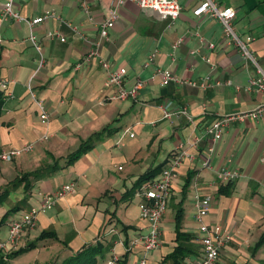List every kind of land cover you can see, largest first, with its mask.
I'll return each mask as SVG.
<instances>
[{"label": "crops", "instance_id": "0c3cea01", "mask_svg": "<svg viewBox=\"0 0 264 264\" xmlns=\"http://www.w3.org/2000/svg\"><path fill=\"white\" fill-rule=\"evenodd\" d=\"M110 1L86 0L87 10L83 11L78 0H13L14 7L25 16L41 14L45 9L56 13L57 17H46L31 27L39 50L30 43V28L24 21H0V79L5 81L0 90V147L33 141L30 151L0 160V189L8 188L0 202V216L13 205L21 210L8 217L15 210L10 211L2 223L37 205L43 193L73 182L71 191L37 214L32 228L52 231L54 237L37 239L36 247L54 244L55 251L61 253L55 263L60 264L96 240L99 250L93 264H114L107 262L111 257H116L115 264H136L144 253L138 237L147 231L148 224L138 215L140 197L135 189L158 174L179 143L195 139V147L189 149L193 157L183 158L170 178V191L158 222L159 242L145 253L147 262L171 264L165 255L176 244L178 209L179 227L190 234L187 245L191 250L177 264H193L200 257L202 245L193 204L197 193L210 196L203 220L219 223L230 233L214 264H264V243L253 248L264 230V112L256 118L228 122L210 153L205 149L208 138L204 134L214 117L251 109L264 101V93L246 87L248 76L254 73L252 65L224 36L215 17L192 14L198 0H177L180 11L171 20L125 1L117 7L116 19L98 51L109 68L125 67L124 87H130L137 78L141 85L134 97L112 98L114 88L106 83V70L96 57L73 67L93 46L87 39L96 35ZM214 1L234 7L235 31L248 40L264 67V0ZM63 20L74 24L87 39ZM46 30L56 31L63 40L47 37ZM177 38L179 43L171 48L170 43ZM150 52H154L153 61L143 65ZM164 67L194 84L161 83L156 69ZM215 80L220 83L214 84ZM200 81L212 84L201 87ZM37 98L48 116L45 123L38 117ZM182 106L191 119L175 113L162 116L163 110ZM106 124L110 129L102 130ZM125 127L132 131L131 136L122 133ZM99 130L101 136L71 163L52 166L53 159L61 164L64 155ZM43 131L46 138H40ZM205 157L208 165L203 166ZM157 164L160 168L153 176L136 185L131 195H124L140 173ZM221 166L236 169L238 175L220 181L216 170ZM39 168L38 174H28L8 185L13 178ZM188 171L192 175L184 187ZM227 182L228 192H218V186ZM131 199L136 205L128 204ZM32 228L22 231L5 253L31 241Z\"/></svg>", "mask_w": 264, "mask_h": 264}, {"label": "built area", "instance_id": "2783aa9c", "mask_svg": "<svg viewBox=\"0 0 264 264\" xmlns=\"http://www.w3.org/2000/svg\"><path fill=\"white\" fill-rule=\"evenodd\" d=\"M125 1L135 3L140 8H148L155 11L160 17L174 19L179 11L180 5L177 0H111L106 14L98 24L96 35L87 39L84 35L79 33L77 27L63 20L73 32L77 33L80 37L87 39L93 44L89 50L82 55L77 62L73 65L77 68L81 63L88 61L91 57H96L100 65L106 70V83L113 86L114 90L110 97L123 99L126 97H134L140 88V79H135L134 83L130 87H124L122 79L125 74V67L118 66L116 68H109L108 62L99 56L98 47L107 38V32L110 26L114 23L117 12L116 9L119 5ZM79 5L83 11L87 10L86 0H78ZM192 14L200 15L206 13L209 16L215 17L220 25L224 36L237 48L240 56L245 62L252 65L254 73L247 78L246 87L254 88L264 93V67L258 62L256 55L250 49L248 40L242 38L233 26V17L235 9L231 5H218L214 0H198L197 4L191 9ZM46 17H57L51 9H45L43 13L34 16H25L21 14L13 5V0H3L0 6V21L4 20H17L24 21L30 28L28 32V39L36 50H39V44L36 40L35 34L31 31V27L41 22ZM58 19H60L58 17ZM45 35L47 37H57L59 40H63V37L53 30H46ZM180 41V38L175 39L170 43V47H175ZM1 42V37H0ZM208 46H212V43H208ZM154 52H150L143 62V65H147L153 61ZM42 59L40 58V61ZM156 73L160 77V82L164 83L168 80L173 82H185L194 84L191 79L182 78L172 73L167 68H157ZM229 81L225 80V83ZM214 84H219L220 81L215 80ZM210 81H200L199 85L204 87L210 85ZM5 81L0 79V90H3ZM30 95L34 94L30 90ZM35 103L38 107V117L42 123L47 121V113L44 109L41 99H35ZM264 112V101L257 103L251 109L234 111L223 113L214 117L204 129V134L208 138V144L206 145V152L210 153L213 150L214 142L220 137L223 127L230 121L236 119H243L246 117L256 118ZM171 113L184 114L187 119H191V116L182 106L173 111L163 110L162 116H170ZM47 132L43 131L40 138H46ZM122 133H128L131 136L133 133L128 127L122 129ZM117 140L116 142H119ZM33 141L25 142L16 147L3 148L0 147V160H11L12 157L18 153L24 151H30ZM196 145L195 139H190L186 143H179L175 149L168 156L167 162L161 167L158 174L155 177L150 178L144 183L140 184L135 189V194L140 197L138 201V215L145 219L148 224V229L145 233L140 234L138 239L143 248V255L138 258L136 264H149L145 258V253L158 245L159 226L158 222L160 216L165 207L166 198L170 191V178L173 175L177 165L183 158H192L193 154L189 151L190 148H194ZM201 164L203 166L208 165V158L205 157ZM238 175L236 169H230L226 166H221L216 170V176L220 181H230ZM73 182H67L61 184L56 189L43 193L41 200L37 205L29 207L27 210L22 211L17 217L8 219L6 222V235L0 237V254L5 255V251L16 244L17 239L22 231L30 229L34 223L36 215L40 211H44L50 208L57 199L62 197L67 192L71 191ZM209 194H197L194 195V219L197 224V229L200 231L199 241L202 245L201 255L193 264H214L218 257L221 247L230 239V233L224 229L219 223H207L203 220V216L206 213L209 205ZM116 257H111L107 260L111 263Z\"/></svg>", "mask_w": 264, "mask_h": 264}, {"label": "trees", "instance_id": "16d2710c", "mask_svg": "<svg viewBox=\"0 0 264 264\" xmlns=\"http://www.w3.org/2000/svg\"><path fill=\"white\" fill-rule=\"evenodd\" d=\"M2 102V94L0 91V105ZM105 129H110V126L106 124L102 130ZM102 130H99L97 132H94L92 135L88 136L86 139L82 140L79 145L72 150L71 152L67 153L62 157V163L58 164L56 159H53V164L52 166L54 167H63L69 163H71L74 159H76L83 151H85L87 148H89L92 144L93 141L101 136ZM53 167V168H54ZM160 168V164H157L153 167L148 168L147 170L143 171L140 173L137 178L134 180L132 183L131 187L126 189L124 192V195H131L132 189L140 184L142 181L145 179L150 178L153 176ZM41 171V168L30 171V172H25L21 174L18 177L13 178L8 182V185L13 186L14 184L18 183L19 181H22L26 178V175H36ZM192 175V171L187 172V176L184 180V187L189 183L190 177ZM230 188V182H227L225 184H220L218 186L217 191L222 192V193H227ZM8 192L7 186H3L0 189V202L2 199L6 196ZM17 205L11 206L9 209H7L1 216H0V224L5 220L6 215L12 211L17 209ZM176 216H175V235H174V240L176 241L175 246L173 247L172 251L167 253L165 255V259H168L171 264H177L181 260L182 257H184L186 254L190 252V248L187 245V241L190 238V234L187 232H184L180 229V209L176 210ZM44 236H52L54 237V233L52 231L48 230H42L40 233L36 236L34 240L28 241L27 243L17 247L16 249H12L8 252L5 253L4 256L0 254V264H5L8 259L16 256L19 253L24 252L25 250L29 249L30 247L36 245V241L39 238H42ZM264 243V230L261 231L260 235L256 239L253 248H257V246L261 245ZM99 250V242L98 241H93L90 243H87L86 245L82 246L78 251H75L74 253L70 254L69 256L65 257L62 259L60 264H93L95 262V254ZM48 264H57L55 262L48 263ZM121 264V263H120Z\"/></svg>", "mask_w": 264, "mask_h": 264}, {"label": "rangeland", "instance_id": "374dc122", "mask_svg": "<svg viewBox=\"0 0 264 264\" xmlns=\"http://www.w3.org/2000/svg\"><path fill=\"white\" fill-rule=\"evenodd\" d=\"M43 129H46V128H43ZM64 195H66V194H64ZM128 204L130 206H133L134 204L136 205V203L132 199L129 201ZM20 211L21 210L19 208L15 209V211L12 214H10L8 217L16 215ZM36 217H37V215H36ZM35 221H36V218H35ZM6 223L7 222L0 224V237L3 235H4L3 237H5V235H6V232H5ZM39 230H40L39 227L34 228L32 230V232H34V234L30 235L29 240H31V239L34 240L36 238V235H38L40 233ZM4 232H5V234H4ZM19 246L20 245H18V247ZM59 254H61V253H58L55 251L54 244H51L48 246H42V247H36V245H34V246L30 247L29 249L25 250L24 252H22L21 254L17 255L13 259H11V261H9L7 264H45L43 262H46L48 260H49L48 263H52V262L59 260V257H58ZM113 263L115 264V261H113Z\"/></svg>", "mask_w": 264, "mask_h": 264}]
</instances>
